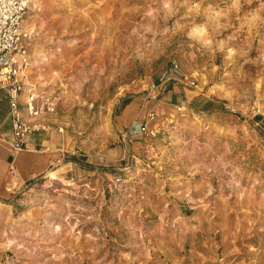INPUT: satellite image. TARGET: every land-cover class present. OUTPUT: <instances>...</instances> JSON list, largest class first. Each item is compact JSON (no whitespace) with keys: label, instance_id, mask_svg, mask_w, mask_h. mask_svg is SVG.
I'll use <instances>...</instances> for the list:
<instances>
[{"label":"rangeland","instance_id":"rangeland-1","mask_svg":"<svg viewBox=\"0 0 264 264\" xmlns=\"http://www.w3.org/2000/svg\"><path fill=\"white\" fill-rule=\"evenodd\" d=\"M24 19L63 155L0 206V264H264V0Z\"/></svg>","mask_w":264,"mask_h":264},{"label":"built area","instance_id":"built-area-1","mask_svg":"<svg viewBox=\"0 0 264 264\" xmlns=\"http://www.w3.org/2000/svg\"><path fill=\"white\" fill-rule=\"evenodd\" d=\"M32 1L0 0V87L9 101L12 137L8 144L15 151L28 149L31 132L49 130L46 116L55 111L29 71L31 56L22 22Z\"/></svg>","mask_w":264,"mask_h":264},{"label":"crops","instance_id":"crops-1","mask_svg":"<svg viewBox=\"0 0 264 264\" xmlns=\"http://www.w3.org/2000/svg\"><path fill=\"white\" fill-rule=\"evenodd\" d=\"M9 101L0 87V206H10L25 193L31 181H36L53 162L63 155V135L57 128L33 131L28 135V149L9 147L12 122Z\"/></svg>","mask_w":264,"mask_h":264},{"label":"trees","instance_id":"trees-1","mask_svg":"<svg viewBox=\"0 0 264 264\" xmlns=\"http://www.w3.org/2000/svg\"><path fill=\"white\" fill-rule=\"evenodd\" d=\"M70 161H74V162H79L78 159H76L75 157H72L69 159ZM34 183L33 181H31L29 184Z\"/></svg>","mask_w":264,"mask_h":264},{"label":"bare ground","instance_id":"bare-ground-1","mask_svg":"<svg viewBox=\"0 0 264 264\" xmlns=\"http://www.w3.org/2000/svg\"><path fill=\"white\" fill-rule=\"evenodd\" d=\"M25 23H26V20H25V19H23L22 25H24Z\"/></svg>","mask_w":264,"mask_h":264}]
</instances>
